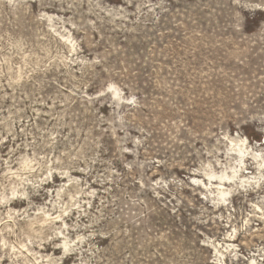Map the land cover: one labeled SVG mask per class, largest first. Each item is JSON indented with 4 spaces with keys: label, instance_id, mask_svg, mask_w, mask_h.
Instances as JSON below:
<instances>
[{
    "label": "rangeland",
    "instance_id": "rangeland-1",
    "mask_svg": "<svg viewBox=\"0 0 264 264\" xmlns=\"http://www.w3.org/2000/svg\"><path fill=\"white\" fill-rule=\"evenodd\" d=\"M0 264H264V0H0Z\"/></svg>",
    "mask_w": 264,
    "mask_h": 264
},
{
    "label": "bare ground",
    "instance_id": "bare-ground-1",
    "mask_svg": "<svg viewBox=\"0 0 264 264\" xmlns=\"http://www.w3.org/2000/svg\"><path fill=\"white\" fill-rule=\"evenodd\" d=\"M245 149V148H244ZM244 149H239L238 150V153L240 154V155H242L243 153H244ZM235 176H232V177H229V176H227V175H225V176H223V177H220V180L222 181V180H224V179H226L227 181L228 180H231V179H233ZM243 179H245V178H243ZM200 184V183H199ZM220 195L222 196V197H227V196H229V194L231 193L230 191H228V190H220ZM218 252V251H217Z\"/></svg>",
    "mask_w": 264,
    "mask_h": 264
}]
</instances>
